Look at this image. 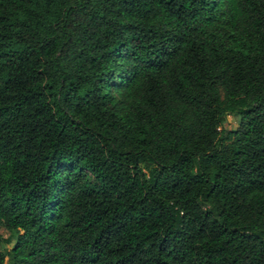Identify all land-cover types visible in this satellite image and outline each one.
<instances>
[{
	"label": "trees",
	"instance_id": "1",
	"mask_svg": "<svg viewBox=\"0 0 264 264\" xmlns=\"http://www.w3.org/2000/svg\"><path fill=\"white\" fill-rule=\"evenodd\" d=\"M0 228V264H264V0H0Z\"/></svg>",
	"mask_w": 264,
	"mask_h": 264
},
{
	"label": "rangeland",
	"instance_id": "2",
	"mask_svg": "<svg viewBox=\"0 0 264 264\" xmlns=\"http://www.w3.org/2000/svg\"><path fill=\"white\" fill-rule=\"evenodd\" d=\"M235 125H236V119L233 116L229 115L225 119V122L223 124V128L226 130L229 128H233ZM0 232H2L5 235L7 234V232L3 228H0ZM10 246H11V243L5 245L4 247H2V249L5 250L6 247L9 248Z\"/></svg>",
	"mask_w": 264,
	"mask_h": 264
}]
</instances>
